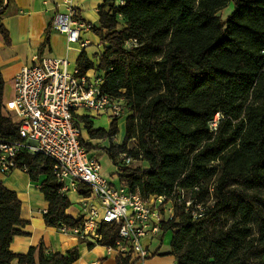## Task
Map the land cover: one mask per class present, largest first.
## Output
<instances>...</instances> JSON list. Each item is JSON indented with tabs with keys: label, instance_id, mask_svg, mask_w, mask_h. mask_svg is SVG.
<instances>
[{
	"label": "trees",
	"instance_id": "1",
	"mask_svg": "<svg viewBox=\"0 0 264 264\" xmlns=\"http://www.w3.org/2000/svg\"><path fill=\"white\" fill-rule=\"evenodd\" d=\"M7 1L0 0V18ZM229 4L232 11L221 20L216 13ZM98 16L91 31L103 45L96 67L104 79L101 91L123 97L129 115L120 144L113 140L118 119L106 131L94 129L86 116H78L76 124L90 140L109 143L105 152L121 186L143 199L171 198L173 217L162 225V233L172 232L176 264H264V92L260 104H243L264 81V0H103ZM0 35L8 42L1 24ZM129 40L137 45L125 48ZM91 68L81 52L77 76ZM2 90L0 76V140H14L17 124L2 113ZM215 114L220 118L211 134L208 122ZM131 140L135 150L127 147ZM120 154L145 168L120 165ZM16 161L31 181L43 178L39 190L48 203L45 226H80L65 215L70 203L58 192L51 162L27 154ZM242 187L257 193L247 194ZM180 191L191 201L187 208L176 201ZM89 192L78 184V195ZM19 211L16 195L0 183V264L15 259L19 264L76 261V249L62 255L42 244L24 255L12 254L10 241L24 225ZM224 216L233 222L226 230L216 229ZM252 223V240L240 256L230 255L226 247L249 236ZM117 232V226L102 224L99 245H113ZM115 262L132 264L120 256Z\"/></svg>",
	"mask_w": 264,
	"mask_h": 264
},
{
	"label": "built area",
	"instance_id": "2",
	"mask_svg": "<svg viewBox=\"0 0 264 264\" xmlns=\"http://www.w3.org/2000/svg\"><path fill=\"white\" fill-rule=\"evenodd\" d=\"M51 19L50 28L66 38V42L78 43L85 48L87 42L82 33L91 31L72 0H60ZM137 45L135 40L125 42L124 47ZM64 58L36 57L31 65L24 66L13 79L14 95L4 104L3 110L15 116L17 138L0 140V174L13 169L26 172L17 166V156L41 155L51 162V176L60 185L58 192H77L78 184L90 189L88 196H81L76 228L64 225L56 229L92 245H99L102 224L117 226V239L111 246H103L107 253L128 257L132 264H143L150 253L144 240L159 238L162 225L173 217L172 200L166 195H152L143 199L136 192L118 185L100 175L98 160L86 149L76 124L80 114L88 117L104 116L111 121L125 118L126 100L101 91L104 79L86 75L78 77L77 70L68 72ZM82 116V115H81ZM89 118V117H88ZM219 114L208 122V129L215 134ZM119 159H128L124 154ZM176 201L189 207L180 191ZM200 209V207H197Z\"/></svg>",
	"mask_w": 264,
	"mask_h": 264
},
{
	"label": "crops",
	"instance_id": "3",
	"mask_svg": "<svg viewBox=\"0 0 264 264\" xmlns=\"http://www.w3.org/2000/svg\"><path fill=\"white\" fill-rule=\"evenodd\" d=\"M60 3V0L7 1L0 18V24L8 37V42H5L0 35V76L3 81V105L13 98V79L16 74L24 66L31 65L36 57L64 58L68 63V72H73L76 70V60L83 52L87 60L92 63V68L85 75L90 78L100 75L96 72V67L98 58L103 51V45L92 31L82 33L81 38L87 42V46L82 49L78 43L68 44L63 34L50 28L56 4ZM71 4L84 22L91 26H98V10L103 6V0H72ZM2 113L15 122V116L12 113L4 110ZM81 115L83 116V114L79 116ZM87 116L94 129L108 130L110 119L104 116ZM120 120L124 122L125 118L117 120V125ZM79 126L81 138L92 146L91 155L99 162L100 175L107 178L114 186L120 185L118 170L105 152L109 143L90 140L86 132L81 129L82 125L79 124ZM113 140L116 142L115 139ZM42 180L41 177L36 182L31 181L28 174L19 169H13L7 174H0V183L4 188L13 192L20 203L19 218L24 223L22 227H18L21 234L11 239L9 251L15 255H24L30 248H37L42 244L49 252L62 255L76 249L77 259L71 264H116V254L107 253L103 246L90 243L91 246H88V242L80 240L78 237L64 235L56 227L45 226L43 215L47 210L48 203L39 190ZM64 196L70 203L65 215L75 220L79 213L81 196L74 191H68ZM171 240V231L162 233L159 238L144 240L143 245L151 255L143 264H176L170 246ZM10 264L19 263L15 259Z\"/></svg>",
	"mask_w": 264,
	"mask_h": 264
},
{
	"label": "rangeland",
	"instance_id": "4",
	"mask_svg": "<svg viewBox=\"0 0 264 264\" xmlns=\"http://www.w3.org/2000/svg\"><path fill=\"white\" fill-rule=\"evenodd\" d=\"M232 11V4H229L227 5L224 9L218 11L216 13V16H218L221 20H224ZM256 91L254 92H251L248 94V96H246L243 100V104L244 106L248 105V104H252V105H257V104H260L261 102V93L264 92V81L262 83H260L259 85H257ZM129 115V113L125 110V118ZM243 115V114H242ZM241 115V116H242ZM97 123H100L97 121ZM82 129V127H81ZM117 129H118V133L117 135L115 136V140L116 144L120 143L122 140H123V135H124V122L123 120L119 121L118 125H117ZM83 130V129H82ZM226 131H229V128L226 129ZM86 142V141H85ZM87 146V150L90 151L92 149V147H89L90 145H88V143L86 144ZM127 147L130 149V150H135L136 149V142L134 140H131L128 142L127 144ZM231 148H227L226 151H230ZM119 160V159H118ZM120 165H125V166H128L130 168H142L145 166L144 163L138 161V160H130V159H125L123 161H120L119 162ZM214 167L216 166V164L213 165ZM112 185H114L112 183ZM242 190L245 191L247 194H253V193H257V191H255L254 189H251V188H246V187H242ZM261 211L263 212L264 214V208H261ZM233 222V217L231 216H224V217H220L217 221H216V225H215V228L216 229H222V230H226L230 224ZM252 230L250 232V235L247 236L244 240H239V243L238 244H235V245H231L229 247H226V250L228 251V253H230V255L234 256V257H237V256H240L244 249L247 247L248 243L252 240V237L254 236L255 234V231H254V224L252 223Z\"/></svg>",
	"mask_w": 264,
	"mask_h": 264
}]
</instances>
